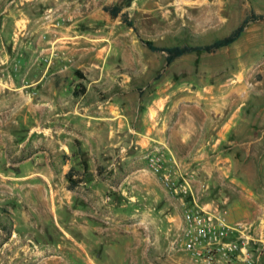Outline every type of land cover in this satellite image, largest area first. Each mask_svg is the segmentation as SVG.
Here are the masks:
<instances>
[{
	"label": "rangeland",
	"instance_id": "obj_1",
	"mask_svg": "<svg viewBox=\"0 0 264 264\" xmlns=\"http://www.w3.org/2000/svg\"><path fill=\"white\" fill-rule=\"evenodd\" d=\"M252 12L264 0H0V264H196L175 245L184 204L264 236V19L171 66L146 44L207 45ZM199 92L231 94L237 115L209 125L233 143L185 165L142 144L195 130ZM158 152L193 195L149 168Z\"/></svg>",
	"mask_w": 264,
	"mask_h": 264
},
{
	"label": "built area",
	"instance_id": "obj_2",
	"mask_svg": "<svg viewBox=\"0 0 264 264\" xmlns=\"http://www.w3.org/2000/svg\"><path fill=\"white\" fill-rule=\"evenodd\" d=\"M171 162L162 152L148 157L149 168L163 175L165 186L174 197L193 195V186L186 177L182 182L168 171ZM184 205L187 208L175 245L196 264H262L264 236H253V226L230 222L227 210L218 206Z\"/></svg>",
	"mask_w": 264,
	"mask_h": 264
},
{
	"label": "crops",
	"instance_id": "obj_3",
	"mask_svg": "<svg viewBox=\"0 0 264 264\" xmlns=\"http://www.w3.org/2000/svg\"><path fill=\"white\" fill-rule=\"evenodd\" d=\"M228 89L231 90V88ZM220 91L222 92V90ZM230 95L231 94L224 93L223 96L216 98L215 96L208 97L207 95H204L200 92L197 93L194 100V110L197 114L200 115L201 123L196 125L195 130H172L169 132V142L167 141L166 137L165 139L164 137H162L161 132L151 131L150 134H152L153 132V136L149 135L148 138L143 140L142 144L149 147L152 144L151 140L153 141L160 139L169 148V153L176 156L181 164L185 165V163H189L191 161L196 163H198L199 161H203L205 158L209 157V151L207 150V146L210 145L209 141L213 142V147L217 149L219 147H226L225 145L228 146L230 143H233L229 140L231 132L230 127H228L227 125L221 127L220 129H218V127H215V130L217 131L215 135L217 136V138L213 140L212 126L209 125V122L211 120L210 117L212 116H228L230 114L237 115L234 109L235 101L232 99V97H230ZM239 108H237V110ZM188 112L189 110L185 112L188 118H193V114ZM191 112H193V109L191 110ZM184 168L186 169L185 166Z\"/></svg>",
	"mask_w": 264,
	"mask_h": 264
},
{
	"label": "trees",
	"instance_id": "obj_4",
	"mask_svg": "<svg viewBox=\"0 0 264 264\" xmlns=\"http://www.w3.org/2000/svg\"><path fill=\"white\" fill-rule=\"evenodd\" d=\"M108 10L115 15H118L121 12L120 7H115L113 9L108 8ZM263 19H264V15H258L252 12L243 20L240 26L236 28L230 35L224 38L216 39L207 45L193 46V45L186 44V45H176V46H171V47H162V46H158L156 43L152 41H147L146 44L150 48V50L154 52L166 53L167 54V64L171 66L178 59L186 55L192 54L193 52H196V51L214 53L220 49L232 46L242 37V35L244 34L249 24L263 20Z\"/></svg>",
	"mask_w": 264,
	"mask_h": 264
},
{
	"label": "bare ground",
	"instance_id": "obj_5",
	"mask_svg": "<svg viewBox=\"0 0 264 264\" xmlns=\"http://www.w3.org/2000/svg\"><path fill=\"white\" fill-rule=\"evenodd\" d=\"M5 257H6V256H5ZM4 259H5V258H4ZM19 259H20V258H19ZM24 259H25V258H24ZM24 259H23V260H24ZM16 260H17V259H16ZM5 263H6V261H5ZM28 263H29V262H28ZM30 263H31V262H30Z\"/></svg>",
	"mask_w": 264,
	"mask_h": 264
}]
</instances>
